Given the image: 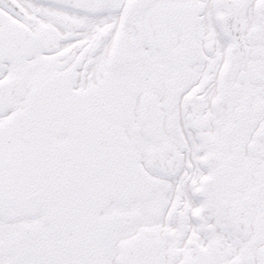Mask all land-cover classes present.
I'll use <instances>...</instances> for the list:
<instances>
[{"label": "snow or ice", "instance_id": "6c2138e0", "mask_svg": "<svg viewBox=\"0 0 264 264\" xmlns=\"http://www.w3.org/2000/svg\"><path fill=\"white\" fill-rule=\"evenodd\" d=\"M0 264H264V0H0Z\"/></svg>", "mask_w": 264, "mask_h": 264}]
</instances>
